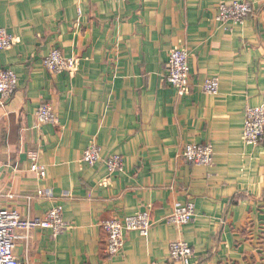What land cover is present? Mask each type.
<instances>
[{"label": "crops", "instance_id": "1", "mask_svg": "<svg viewBox=\"0 0 264 264\" xmlns=\"http://www.w3.org/2000/svg\"><path fill=\"white\" fill-rule=\"evenodd\" d=\"M233 1L0 0V25L17 41L0 51V71L18 77L0 103V204L25 219L61 206L67 225L58 237L17 231L20 264H177V240L192 248L190 264H264V144L242 141L246 109L264 105V0H248L254 12L241 24L217 22ZM177 46L189 51L184 97L164 78ZM54 48L80 59L74 77L45 69ZM211 78L217 96L202 91ZM42 103L58 124L38 121ZM92 143L103 159L122 156L123 172L87 165ZM190 144H212L213 165L185 164ZM187 203L193 222L169 225ZM146 209L149 233H127L123 253L108 257L103 222Z\"/></svg>", "mask_w": 264, "mask_h": 264}, {"label": "built area", "instance_id": "2", "mask_svg": "<svg viewBox=\"0 0 264 264\" xmlns=\"http://www.w3.org/2000/svg\"><path fill=\"white\" fill-rule=\"evenodd\" d=\"M111 1V0H107ZM254 12V5L248 0H235L231 4H221L217 10L216 20L225 24L234 22L243 23ZM16 38L9 35L4 27L0 25V51L11 49L16 44ZM45 69L51 75L68 74L74 77L80 68V59L77 57H65L61 50L54 48L43 59ZM168 85L173 87L179 97L190 94L191 68L189 64V51L183 47H175L170 51L167 64V74L164 76ZM18 77L9 69L0 71V103L10 101L17 91ZM205 94L217 96L220 91L219 78L208 79L202 86ZM36 117L41 124H58V117L54 108L49 103H42L36 110ZM242 141L247 146L258 147L264 144V105L259 107H248L245 112V124ZM181 158L187 165L209 167L214 162V147L212 144L198 145L190 144L184 147ZM32 161H37L36 154H31ZM104 163L109 174L115 175L124 170L123 158L120 155H111L102 158L101 148L92 143L84 152L83 161L93 167L98 163ZM38 170L41 177L46 173L41 167L33 166ZM4 165L0 160V201L2 198L1 178ZM39 196L45 194L39 191ZM195 218V205L187 203L178 206L174 212L167 217L166 222L176 228H182ZM152 213L150 209L138 213L135 216L125 218H113L103 222L102 227L107 235L105 253L110 258H115L123 253L125 237L127 233L136 232L146 236L152 229ZM34 229L49 230L53 237L62 235L67 225L63 218L61 206L50 210L43 218H23L17 211L7 209L0 204V264H20L15 256L16 242L20 238L17 231L29 232ZM193 250L183 240H177L170 245L169 259L177 264H190Z\"/></svg>", "mask_w": 264, "mask_h": 264}]
</instances>
